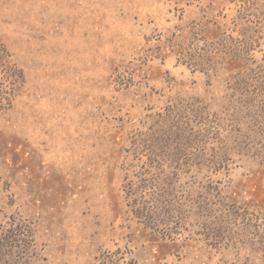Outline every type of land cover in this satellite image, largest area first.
<instances>
[{"label":"rangeland","instance_id":"obj_1","mask_svg":"<svg viewBox=\"0 0 264 264\" xmlns=\"http://www.w3.org/2000/svg\"><path fill=\"white\" fill-rule=\"evenodd\" d=\"M0 264H264V0H0Z\"/></svg>","mask_w":264,"mask_h":264}]
</instances>
